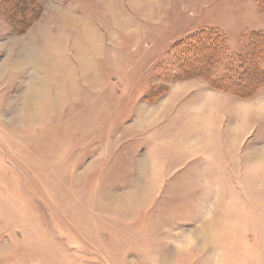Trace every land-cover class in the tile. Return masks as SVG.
<instances>
[{
	"label": "rangeland",
	"instance_id": "1",
	"mask_svg": "<svg viewBox=\"0 0 264 264\" xmlns=\"http://www.w3.org/2000/svg\"><path fill=\"white\" fill-rule=\"evenodd\" d=\"M252 31L264 0H0V264H264V72L205 78Z\"/></svg>",
	"mask_w": 264,
	"mask_h": 264
},
{
	"label": "trees",
	"instance_id": "2",
	"mask_svg": "<svg viewBox=\"0 0 264 264\" xmlns=\"http://www.w3.org/2000/svg\"><path fill=\"white\" fill-rule=\"evenodd\" d=\"M248 38L249 42L246 46L248 48L245 47L241 51L226 55L228 65L219 77L213 75L208 78V75H206L205 78L209 80L206 84L212 90L224 93L229 91L233 96L243 98L244 91L245 93H250L254 90L253 87L258 89L257 82L248 78L257 72H264L257 66V61H255L257 58H261L262 60L264 58V32L252 31L249 33ZM178 46V52L184 50L185 59L197 58L202 60L203 63L201 65H203V69L195 70L191 67L188 68V70L193 69L195 73L199 74L213 70L214 66L212 68L211 66L217 61L219 62L220 57L228 52L224 37L216 29H207L192 34L188 36L183 44ZM253 60L254 62H252Z\"/></svg>",
	"mask_w": 264,
	"mask_h": 264
},
{
	"label": "bare ground",
	"instance_id": "3",
	"mask_svg": "<svg viewBox=\"0 0 264 264\" xmlns=\"http://www.w3.org/2000/svg\"><path fill=\"white\" fill-rule=\"evenodd\" d=\"M58 17H59L60 19H62V20L67 19L66 15L61 14V13H59ZM42 35H45L44 37L46 38V40H47V39H48V40H49V39H52V36L49 35V34H42ZM39 36H41V34H39L38 37H39Z\"/></svg>",
	"mask_w": 264,
	"mask_h": 264
}]
</instances>
